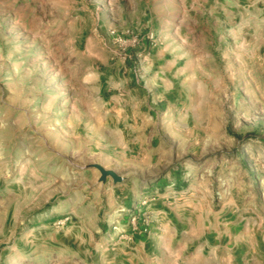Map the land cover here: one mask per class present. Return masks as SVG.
Returning <instances> with one entry per match:
<instances>
[{
	"label": "rangeland",
	"instance_id": "rangeland-1",
	"mask_svg": "<svg viewBox=\"0 0 264 264\" xmlns=\"http://www.w3.org/2000/svg\"><path fill=\"white\" fill-rule=\"evenodd\" d=\"M0 264H264V0H0Z\"/></svg>",
	"mask_w": 264,
	"mask_h": 264
}]
</instances>
